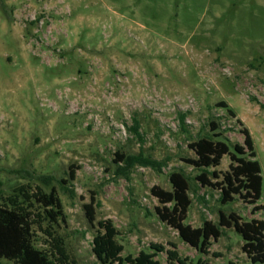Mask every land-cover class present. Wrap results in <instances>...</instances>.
I'll use <instances>...</instances> for the list:
<instances>
[{
  "label": "rangeland",
  "instance_id": "obj_1",
  "mask_svg": "<svg viewBox=\"0 0 264 264\" xmlns=\"http://www.w3.org/2000/svg\"><path fill=\"white\" fill-rule=\"evenodd\" d=\"M244 126L264 177V0H0V203L23 184L56 188L65 221L54 227L78 264H102L93 250L100 219L119 229L123 256L156 243L193 264H262L234 228L201 253L160 219L151 192L171 190L170 173L181 171L191 179L192 226L217 223L220 209L264 218L239 196L222 204L220 190L197 182L200 169L184 160L197 156L189 143L202 136L244 143ZM117 152L163 167H128ZM230 163L226 154L210 169ZM71 165L76 178L64 183ZM35 231L36 245L50 249ZM156 258L169 261L167 251Z\"/></svg>",
  "mask_w": 264,
  "mask_h": 264
},
{
  "label": "trees",
  "instance_id": "obj_2",
  "mask_svg": "<svg viewBox=\"0 0 264 264\" xmlns=\"http://www.w3.org/2000/svg\"><path fill=\"white\" fill-rule=\"evenodd\" d=\"M218 105L227 107L232 116L236 113L226 101ZM134 131L139 132V122L134 117ZM240 124H244L238 119ZM211 128L218 126L211 120ZM245 135L244 143L231 145L228 140L220 138L221 134L202 136L189 143L195 150L196 157L185 158L189 164L200 169L195 179L203 186L220 190L219 201L228 204L239 196L244 202L253 204L252 212L262 211L264 203L258 201L264 196V177L262 166L254 147L253 137L247 127L242 128ZM228 154L231 158L229 170L221 172L210 169L221 164L223 157ZM119 158H124L128 167L140 163L160 170L161 161H156L143 154L124 156L117 152ZM78 166L71 165L69 179L62 182L70 183L76 178ZM172 189L167 190L158 185L151 188L163 206H157L156 212L160 219L178 230L181 238L195 247L201 253H209L212 240H218L223 235V227L234 228L244 240L243 250L253 263L264 264V218L244 220L238 213H227L223 209L219 212V221L204 219L203 224L194 227L186 222L189 208L192 204L190 189L191 179L184 172L170 173ZM170 204V205H168ZM98 201L93 196L91 202L85 204L86 214L90 223L97 220ZM60 220L65 221V214L61 198L56 188L46 191L37 185L34 189L29 184L17 187L15 193L7 195L0 203V264L3 259L15 264H78L71 257L66 248L64 238L57 234L54 225ZM48 222L46 227L43 224ZM98 230L93 239V250L102 264H162L157 259L158 252L167 251V264H193L182 258L177 249H166L161 244L152 243V251L141 250L136 256H123L124 245L117 237L120 234L112 219L97 221ZM35 227L43 230L50 238V249H43L36 245ZM173 246H175L173 244ZM201 264V263H200ZM208 264V263H202ZM229 264H237L230 261Z\"/></svg>",
  "mask_w": 264,
  "mask_h": 264
}]
</instances>
